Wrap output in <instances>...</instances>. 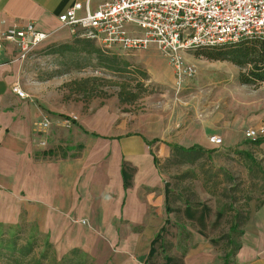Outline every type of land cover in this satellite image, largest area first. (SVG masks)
I'll return each instance as SVG.
<instances>
[{"label": "crops", "instance_id": "crops-1", "mask_svg": "<svg viewBox=\"0 0 264 264\" xmlns=\"http://www.w3.org/2000/svg\"><path fill=\"white\" fill-rule=\"evenodd\" d=\"M102 1L0 0V33L30 23L49 36L44 44H70L73 38L58 17L76 2L88 3L93 11ZM13 49L5 43L0 52V211L16 212V223L35 225L58 259L78 253L86 264H264V199L242 210L245 220L234 240L238 249L231 253L227 246L220 252L211 243L214 238L168 235L177 223L158 167L172 145L205 151L239 148L245 130L264 128V86L253 90L241 85L231 64L192 58L190 65L201 75L200 86L187 89L193 97L181 98L183 103L167 115V125L155 114H136L126 132L122 122L104 127L110 118L104 107L89 119L70 122L33 97L20 81L21 63L10 62ZM143 54L153 83L166 82V73L173 80V70L161 55L154 49ZM184 59L190 63L187 55ZM231 68L236 78H227ZM15 83L27 98L12 92ZM43 117L51 123L45 149L38 146L34 131V123ZM211 136L220 137L221 145L211 144ZM258 146L264 163V140ZM7 217L0 222L12 224L14 218Z\"/></svg>", "mask_w": 264, "mask_h": 264}, {"label": "rangeland", "instance_id": "rangeland-1", "mask_svg": "<svg viewBox=\"0 0 264 264\" xmlns=\"http://www.w3.org/2000/svg\"><path fill=\"white\" fill-rule=\"evenodd\" d=\"M59 46L61 45L42 44L38 47L30 59L21 64L20 81L31 88L30 94L33 97H39L54 112L61 113L68 119H89L96 109L104 107L110 115L109 122L105 124L104 121V127L113 128L122 122L128 132L130 124L134 123V115L142 117L145 114H155L166 120L172 108L183 103V96L193 97V90L187 89L200 86L201 75L197 67L196 76L182 83L185 90H177L174 78L168 80V73L165 74L166 82L153 83L144 66V51L132 50L119 56V61H125L130 66L127 73L115 74L98 68L93 56L68 52L61 54ZM149 49H154L161 59L154 47ZM202 50L186 54L190 63L184 59L185 63L192 64V58L202 60L204 64L227 63L196 58L195 53ZM231 77H237L235 68H231V73L227 76ZM124 84L126 91L130 92L125 91V101L120 102L118 93ZM131 95L136 98L132 100ZM201 97L202 93L198 91V99ZM184 107L191 109L187 104ZM201 108L203 114L205 108ZM219 110L222 114L225 113L223 106ZM174 112L176 114V110ZM100 132L111 133L105 130ZM221 148L210 149L208 156L203 155L194 162L175 156L170 150L168 156L159 161L158 167L164 184L169 186L171 218L177 223L168 228V235L200 234L206 238H214L211 240L212 245L218 251L225 252L228 250L230 226L236 222L235 217L237 220L244 218L242 210L248 204H257L264 199L262 174L246 158L245 153L260 163L262 169L264 163L260 159L262 148L250 141L245 140L235 149ZM8 215L9 218H14L12 224L16 223V212L0 211V221L8 219ZM233 238L236 239V236Z\"/></svg>", "mask_w": 264, "mask_h": 264}, {"label": "built area", "instance_id": "built-area-1", "mask_svg": "<svg viewBox=\"0 0 264 264\" xmlns=\"http://www.w3.org/2000/svg\"><path fill=\"white\" fill-rule=\"evenodd\" d=\"M58 21L73 39L93 41L102 51L117 50L124 55L154 47L173 70L179 90L185 80L197 74L194 66L185 63L184 55L264 39V0H103L93 11L88 3L76 2ZM48 37L30 23L12 28L0 33V52L5 43L11 44L15 56L10 62L22 64ZM11 90L21 99L28 97L18 83ZM50 125L48 117L34 123L41 149L46 148ZM243 137L251 142L264 140V128L247 129ZM208 140L216 146L222 143L218 136Z\"/></svg>", "mask_w": 264, "mask_h": 264}, {"label": "trees", "instance_id": "trees-1", "mask_svg": "<svg viewBox=\"0 0 264 264\" xmlns=\"http://www.w3.org/2000/svg\"><path fill=\"white\" fill-rule=\"evenodd\" d=\"M58 49L61 54L68 52L93 56L98 68L115 74L127 73L130 66L125 61L118 60V57L121 56L119 51H102L93 41L73 39L70 44L61 45ZM195 57L230 63L238 69V82L241 85L249 86L253 90L264 86V39L243 40L231 45L204 48L195 53ZM143 76L145 77V75ZM126 90L125 84L120 87L118 93L120 102L125 101L123 94ZM131 96L132 100L136 98L134 95ZM262 142L263 139H258L251 143L260 145ZM170 149L175 156L188 158L187 160L190 162L210 154L209 151L199 147L183 148L172 145ZM245 156L257 167L256 162L251 159L249 154L245 153ZM259 171L264 176V171L262 169ZM165 193L167 204H170V191L167 184H165ZM230 210L232 211L231 208ZM236 214L234 213V216H237ZM243 220L245 219L237 220L235 217L237 223L234 222L230 226L231 235L227 246L233 245L231 253L239 247L235 244L233 237L234 235L238 237L240 234L237 228L241 226ZM0 264H86V260L78 253H70V255L58 259L47 236L42 235L32 223L20 221L14 224L0 222Z\"/></svg>", "mask_w": 264, "mask_h": 264}]
</instances>
